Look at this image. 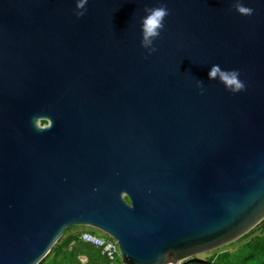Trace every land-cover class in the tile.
Here are the masks:
<instances>
[{"label":"water","instance_id":"95a60500","mask_svg":"<svg viewBox=\"0 0 264 264\" xmlns=\"http://www.w3.org/2000/svg\"><path fill=\"white\" fill-rule=\"evenodd\" d=\"M0 0V264L69 227L124 264L204 263L264 220V0ZM169 15L151 56L145 8ZM238 69V94L208 79ZM204 82L201 94L196 81ZM43 120L48 125L41 127Z\"/></svg>","mask_w":264,"mask_h":264},{"label":"trees","instance_id":"16d2710c","mask_svg":"<svg viewBox=\"0 0 264 264\" xmlns=\"http://www.w3.org/2000/svg\"><path fill=\"white\" fill-rule=\"evenodd\" d=\"M42 124L45 122L42 121ZM89 232L97 234L88 227L67 228L63 237L39 264H110L101 248L83 239V234ZM199 258L206 262L189 261L184 264H264V220L233 243ZM115 264L124 263L120 259Z\"/></svg>","mask_w":264,"mask_h":264},{"label":"clouds","instance_id":"9594fccd","mask_svg":"<svg viewBox=\"0 0 264 264\" xmlns=\"http://www.w3.org/2000/svg\"><path fill=\"white\" fill-rule=\"evenodd\" d=\"M77 18L83 17L87 12V5L89 0H75ZM237 13L243 16H251L254 14V9L246 6L241 0H235L233 4ZM145 15L141 17V47L146 51L148 56H151L157 51L155 42L160 39L161 33L165 28L166 17L169 15V11L166 6H157L144 9ZM209 80L219 81L224 85L225 89L233 94H238L246 90V84L241 79V74L238 69H222L220 65L213 64L210 66L208 72ZM196 86L200 90L201 94L204 93V82L197 80Z\"/></svg>","mask_w":264,"mask_h":264},{"label":"built area","instance_id":"2783aa9c","mask_svg":"<svg viewBox=\"0 0 264 264\" xmlns=\"http://www.w3.org/2000/svg\"><path fill=\"white\" fill-rule=\"evenodd\" d=\"M83 239L101 248L103 254L110 260V264H115L122 259L120 245L114 238L104 239L89 232L83 234Z\"/></svg>","mask_w":264,"mask_h":264},{"label":"rangeland","instance_id":"374dc122","mask_svg":"<svg viewBox=\"0 0 264 264\" xmlns=\"http://www.w3.org/2000/svg\"><path fill=\"white\" fill-rule=\"evenodd\" d=\"M88 228L95 230V232L97 233L96 235H98V236H100V237H102V238H104V239H108V238L110 237L108 234H106V233H104V232H102V231H100V230H98V229H95V228H92V227H88ZM108 236H109V237H108ZM199 257L204 258V257H206V254H203V255H201V256H199ZM119 260H120V259H119Z\"/></svg>","mask_w":264,"mask_h":264},{"label":"flooded vegetation","instance_id":"af4514ba","mask_svg":"<svg viewBox=\"0 0 264 264\" xmlns=\"http://www.w3.org/2000/svg\"><path fill=\"white\" fill-rule=\"evenodd\" d=\"M43 122H45V124H42V122H41V127H45V126L48 125V121L47 120H43Z\"/></svg>","mask_w":264,"mask_h":264}]
</instances>
